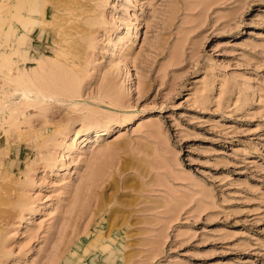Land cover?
I'll use <instances>...</instances> for the list:
<instances>
[{
    "label": "rangeland",
    "instance_id": "obj_1",
    "mask_svg": "<svg viewBox=\"0 0 264 264\" xmlns=\"http://www.w3.org/2000/svg\"><path fill=\"white\" fill-rule=\"evenodd\" d=\"M56 1L0 0V264H264V0H106L67 86Z\"/></svg>",
    "mask_w": 264,
    "mask_h": 264
},
{
    "label": "bare ground",
    "instance_id": "obj_2",
    "mask_svg": "<svg viewBox=\"0 0 264 264\" xmlns=\"http://www.w3.org/2000/svg\"><path fill=\"white\" fill-rule=\"evenodd\" d=\"M20 3V0H16L13 5L16 9V15L14 14V16L18 15V18L22 16V13L17 11L21 9ZM105 3L106 0H57L53 5L52 20L54 22H61L57 27L60 32V40L53 45L51 50L53 53L55 52V54L53 57V54L51 55L53 59L49 62L51 63L52 69L55 70V73H62L63 79H61V81L66 80L64 82L66 86L77 79V69H75V67L79 63L81 47L86 39V26H90L91 23L96 21V14L102 9ZM4 9L7 13L6 15L9 16V14H11V0H5ZM28 32H31V30L29 29ZM25 36L26 33L24 32L17 35L18 38L22 39ZM133 36H135L133 37L134 40L142 38V36H139V32L133 34ZM19 51L24 52L25 49L19 46L14 48L12 44H10L4 48L2 54L4 61H7L6 66H8L9 71V73L4 76L15 84L14 93H18L21 103L25 104L35 101L46 102L60 99L58 95L52 91V89L57 88L59 83L57 86L53 83H48L44 86L41 80H30L27 77L28 74L26 71H23V67H14L12 62L17 61V59L12 58V54H18ZM17 71L18 74L14 76L13 74ZM7 106H9L7 101H0V113L4 111ZM99 131L100 130H97V133L101 132ZM86 139H88V137H84V140Z\"/></svg>",
    "mask_w": 264,
    "mask_h": 264
}]
</instances>
